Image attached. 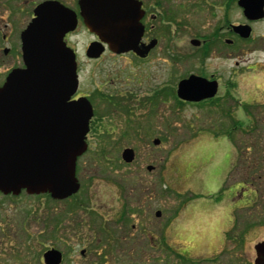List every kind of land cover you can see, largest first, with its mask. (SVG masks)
<instances>
[{"label": "rangeland", "instance_id": "374dc122", "mask_svg": "<svg viewBox=\"0 0 264 264\" xmlns=\"http://www.w3.org/2000/svg\"><path fill=\"white\" fill-rule=\"evenodd\" d=\"M199 14L201 16L194 18L197 34L204 32L207 12L201 10ZM192 29L186 28L173 36L170 33L172 39H164L162 48L157 50L159 54H153L146 61H135L130 55L113 56L109 53H105L98 60H89L84 51L92 39L84 28H79L76 35L68 39V44L76 51L84 91L99 90L103 96H109L110 99L120 90L119 94L128 95V92H131L132 96L137 95L141 98L151 93L148 88H157L159 85L175 87L179 78L186 77L192 72L190 56L193 47L189 42L192 40ZM254 31L255 36L264 35V25L255 27ZM262 51L264 45L258 47V52ZM200 62L197 68L200 67ZM253 84L264 89V72L260 73L256 81L242 82L240 88L242 90ZM236 92L238 93V90ZM165 97L164 105L159 107L140 104L136 106L134 102H129V106L120 103L121 106L116 105V109H113L112 103L108 104L105 99L97 98L98 101H93L95 120L93 133L88 139L90 149L84 156H80L76 163V168L79 169L76 178L81 184L82 191L75 196L89 198V202L83 204L79 210V213H85H81L82 220L85 221L84 226H92L87 221L88 212L85 209L93 208L100 214V217L97 215L100 218L98 224L96 223L97 227L102 226L104 229L118 227L119 225H113L117 222L118 209L125 206L126 202L129 210L133 205V201L129 200L124 203L122 197L133 198L131 196L134 194L141 198L148 196L153 199L147 205L148 210L144 217L146 225L143 227L164 228L166 232L163 237L166 245H174L177 251L190 250L189 254L193 256L200 254V257L196 258L200 261L196 264L226 258L253 261L254 245L264 242V167L260 166L263 165L264 158L257 163L264 150V122L246 123L239 122L238 116L237 119L229 117L231 114L240 115V109L230 101L231 99L227 101L218 98L199 105H177L168 96V91ZM113 110L117 111L114 113ZM146 122L148 130H145ZM202 135L211 137L215 146H211L210 149L204 139L199 143L196 141L197 145L191 149L197 167L194 165L189 167L186 163L190 158L183 153L187 150L188 143ZM224 136L230 137L236 150L234 165L223 185L224 192L227 194L228 189L240 185L239 181L244 178L245 173L243 168L246 166V170L250 167V171L245 183L258 186L261 197L257 202L244 203L234 212L235 217H240V224L234 225L233 230L227 234V242L221 247L219 237L222 227L218 225L217 228L212 224L216 218H222L224 223L226 222L224 215L220 214L223 210L222 197L210 194L211 185L214 184L208 182L209 185L202 187L196 182V177L206 176L208 179L217 180L219 174L221 175L227 162L226 158H223L220 150L215 158L206 155L210 151L212 154L215 149H221L219 147L222 144L218 142ZM154 139L159 141L157 146L152 144ZM124 147L132 148L137 156L136 161L130 166L123 165L120 161V152ZM149 165L163 172L160 182L157 183L156 169L152 173L146 171V166ZM256 174H262V178L258 179ZM250 177H253L252 182ZM129 180H141L142 185L139 184L137 190L132 187L130 191L127 188ZM250 186L246 184L247 189ZM231 198L240 200V190L234 191ZM77 200L59 202L51 200L47 195L29 196L25 193L17 197L0 195V240L5 233L4 229L8 228V231L12 230L10 233L16 245L22 239L25 242L31 240L36 244L41 243V246L36 245V249L41 251L44 249L43 246L56 244L52 238L45 240L48 230L52 227H63L65 224L67 226L66 221L63 222L64 219H61L64 206ZM157 210L160 211L158 220L154 217ZM126 220L128 227L136 224V220L129 214ZM238 230L242 239L240 250L233 245L235 241L231 237H236ZM101 238L103 240L104 237ZM1 244L0 264L19 260H13L14 258L10 256L15 249H9L10 247L4 245L3 241ZM165 253L163 264L172 263L171 253Z\"/></svg>", "mask_w": 264, "mask_h": 264}, {"label": "flooded vegetation", "instance_id": "af4514ba", "mask_svg": "<svg viewBox=\"0 0 264 264\" xmlns=\"http://www.w3.org/2000/svg\"><path fill=\"white\" fill-rule=\"evenodd\" d=\"M47 1L57 2L75 13L76 28L73 32L66 34L63 38L68 47L72 48L68 44V39H71L76 35V31H78L79 28H84L85 31H87L83 24V19L80 16V0H0V88L5 84L7 78L12 72L23 70L24 64L21 50L22 34L35 18L34 11L37 6ZM134 1L139 3L140 10L142 11L140 24L143 27V33L140 43L143 48L148 46H150V48L143 57H139L132 52L123 54L110 52L106 45H104V52L99 58L105 53H109L113 56L130 55L135 61H146L150 59L153 54H159L157 50L162 48V41L164 39H172L169 35L170 33L173 36L174 34H179L181 30L193 28L191 39L198 41L199 44H190L193 47L190 56V61L193 67L192 72L186 77L179 78L175 87L170 85H159L157 88H148L147 90H151V93L147 94L145 97L141 96V98H139L137 95L132 96L131 92H128V95L119 94L121 92L119 90L109 99V96H103L99 90L93 92L84 91L78 71V59L76 55L75 61L78 82L76 91L70 96L69 101H78L84 98L92 106L94 100L101 98L105 99L108 104L111 102L113 109H116V105L121 106L120 103L129 106V102H134L136 106H139L140 104L141 106L159 107L160 105H164L166 98L165 93L168 91V96L171 97L173 102L177 105H199L210 103L218 98H224L227 101L228 99H231L230 101L240 109V115L235 116L234 114H231L229 117L237 119L238 116L239 122H264V89H260L257 85L254 86V84L249 85L242 90L240 88L242 82L248 83L249 81H256L260 76V73L264 72V51H262V53L258 52V47L264 45V35H254L255 27L264 25V0ZM244 1H247L250 7L256 8V10L261 7L258 14L246 11L243 7ZM201 10L206 11L207 16L205 17L204 32L197 34L194 18L196 16H201V14H199L201 13ZM237 27H248L250 29L249 36L247 38L240 36L236 31ZM89 37L92 40L88 45L92 42L98 41V38L95 35L89 33ZM189 42H191V40ZM72 49L76 54L75 49ZM175 60H177V58H175ZM199 61L202 62H200L202 66L200 65V67L197 68ZM190 76L202 78L208 83L215 84V96L199 103L181 101L176 95L177 86L180 81L185 80ZM230 90L232 91L231 93ZM236 90H238L239 97ZM115 111L113 110L114 113ZM94 115L93 111V117L89 122L88 132L85 137L87 145L85 153L90 149L88 139L93 133ZM145 130H148L147 122L145 123ZM126 148L130 147H124L121 150L120 161H122L123 165L130 166L136 161L137 156L135 151L130 148L134 152L133 161L130 164L124 163L121 158V153ZM84 154L82 156H84ZM261 156L258 157L257 163L260 159L262 160L264 158V150L262 151ZM262 164L263 165L260 166L264 167V162ZM147 167L148 166H146L147 172L152 173L154 169L158 171L157 183L160 182L163 178V172L154 166H151L152 170L148 171ZM243 169L245 173H242L244 178L242 177L239 181L240 185H238V189L240 190V200L238 201L245 204L257 202L258 198L261 197L260 189L258 186H253L252 183H245V178L249 175L250 167H247L248 170H246V166H244ZM77 172H79L78 168H76V173ZM256 175L258 179L262 178V174ZM250 178L252 179V182L253 177ZM128 182L129 186L127 188H129L130 191L132 190V187L137 190L138 185H142L141 180H129ZM78 184L79 189L76 194L61 200L62 202H66L78 199L77 202H70L64 206L63 217L61 219H64L63 222L66 221L67 226L65 224L63 227H52L48 230L49 233L47 234V237H45V240L52 238V240L57 242L56 244L43 246L44 249L41 251L36 249V245H40L41 243L36 244L34 241L31 242V240L25 242V240L22 239L16 245L10 233L12 230L8 231V228L4 229L5 233L0 240V246H2L1 243L3 241V243H5L4 245L10 247L9 249H15L16 251L11 253L12 255L10 256L14 258L13 260L19 259L11 261L8 264H46L44 254L51 250L60 254L59 264H163L164 256L166 254L165 252L171 253L173 257V261L170 264H196L200 261L196 259L200 257V254H195L193 256V254H189L191 253L190 250L177 251L174 248V245H166L163 237L164 232H166L164 228L158 227L148 229L143 227L146 225V219L144 217L148 210L147 205L153 199L152 197L143 196V198H141L137 197L136 194L131 196L133 198L123 196L122 199L124 200V203L126 200L133 201L132 209L129 210L127 202L125 206L118 209L116 214L117 222H114L113 225L119 226L111 227L110 229H104L102 226L97 227L96 223L98 224V220H100V214L93 208L85 209V211L88 212L87 221L92 225L91 227H85V221H83V218L81 217V213H85H79V210L82 208L83 204L85 205L89 202V198H87V196H75L82 191L81 184L79 182ZM246 184L251 185L249 189L246 188ZM156 194L159 196L158 192ZM109 209L110 208H108L107 211H109ZM157 213L160 214V211L157 210L154 212V217L158 220L160 215L156 216ZM128 214L136 220V224H131L130 227L127 226L126 220ZM97 215L99 217H97ZM244 221L246 220L244 219ZM225 223L222 218H216L213 219L212 225L214 227L217 226L218 228L219 226L224 227ZM230 223L231 226L226 232V235H224L223 242L220 244L221 247L227 242V234L233 230L234 225L240 224V217H235L233 215ZM169 225L172 226V223ZM249 225L250 223H248L247 228L250 227ZM170 227L167 230H169ZM215 230L217 232L216 228ZM132 231L134 233H132ZM101 236L104 237L103 240ZM142 237H144V239ZM231 237L235 241L233 245L240 250V241L242 240L240 239V230H238L236 237ZM11 243H13V245ZM256 256L255 252V259L251 262L249 260L240 261L233 258H226L220 260L211 259L210 261H205L203 264H255Z\"/></svg>", "mask_w": 264, "mask_h": 264}, {"label": "water", "instance_id": "95a60500", "mask_svg": "<svg viewBox=\"0 0 264 264\" xmlns=\"http://www.w3.org/2000/svg\"><path fill=\"white\" fill-rule=\"evenodd\" d=\"M79 7L85 28L98 38L87 47V58H99L104 45L110 52H132L139 57L150 48L140 43L142 11L134 0H80ZM243 7L256 14L261 9L250 7L247 1ZM34 15L21 38L25 68L12 72L0 88V193L48 194L59 201L79 189L76 160L86 151L85 137L93 112L84 98L69 101L78 81L74 51L63 38L76 28L75 13L47 1L37 6ZM236 31L243 38L250 34L248 27H237ZM190 44L199 42L191 40ZM215 94V84L194 76L180 81L176 90L177 97L188 103ZM152 144L157 146L159 141ZM121 158L130 164L133 150L124 149ZM254 250L255 264H264V242L256 244ZM44 260L59 264L60 254L48 251Z\"/></svg>", "mask_w": 264, "mask_h": 264}, {"label": "crops", "instance_id": "0c3cea01", "mask_svg": "<svg viewBox=\"0 0 264 264\" xmlns=\"http://www.w3.org/2000/svg\"><path fill=\"white\" fill-rule=\"evenodd\" d=\"M201 139H204L206 141V145H208V147H210V149H211V146H215L214 143L211 141L212 140L211 137H208V136H205V135H202L199 138L193 139L191 141L192 143H188L187 144L188 145L187 146V150L184 151L183 155L184 156L187 155L190 158L188 163H186L189 167L192 166V165L196 166L195 163H194V159L192 157L193 156V154H192L193 150L191 148L193 146L197 145V143H199V141ZM207 139H208V141H207ZM196 141H197V143H196ZM218 143L222 144V146L219 147L221 149H215L214 153H212V154H211V151H210V152L207 153L206 156L207 157H212L213 156L215 158L216 157V153L218 152V150H220V152L222 153L223 158H226V161H227L225 163L224 170L222 171L221 175L219 174L217 180H215L214 178L208 179L206 176H203V177L197 176L196 177V182L198 184H200L202 187L204 185H209V183L210 184H214V185H211L212 186V190L210 191V194H212V196L221 195V197H222L221 201L223 202V207H222L223 210H222V212L220 214L224 215V217L226 218V223H225L224 227H222L220 229L219 243L221 244L223 242V238H224L225 233L228 231V229L231 226L230 221L232 219V216H233L234 212H236L238 209H240L244 205V203H242L240 201H236L235 199L231 198V195L234 193V191H236L238 189L237 185L234 186V187H231L230 189H228L227 194L224 191L220 193V190L222 189V187H223V185H224V183H225V181H226L228 175L230 174V171H231V169H232V167L234 165V160H235V156H236V150H235V148H234V146L232 144V141H231L230 137L224 136V137H222L220 139V141ZM181 154L182 153H180V155ZM209 169H210V167H209ZM202 180L204 182H201ZM196 213L199 214V212H196Z\"/></svg>", "mask_w": 264, "mask_h": 264}]
</instances>
